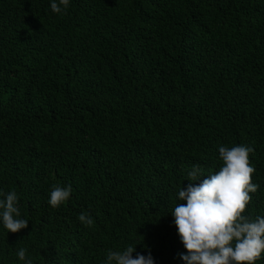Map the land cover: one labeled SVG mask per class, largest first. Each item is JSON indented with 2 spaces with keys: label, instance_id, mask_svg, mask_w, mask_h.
Returning a JSON list of instances; mask_svg holds the SVG:
<instances>
[{
  "label": "trees",
  "instance_id": "16d2710c",
  "mask_svg": "<svg viewBox=\"0 0 264 264\" xmlns=\"http://www.w3.org/2000/svg\"><path fill=\"white\" fill-rule=\"evenodd\" d=\"M236 144L255 149L259 187L242 213L254 220L264 0H70L62 14L50 0H0V188L29 220L0 226V264H24L21 247L34 264H104L129 243L155 264H184L176 194L193 165L207 176L219 146ZM57 185L72 192L52 207Z\"/></svg>",
  "mask_w": 264,
  "mask_h": 264
},
{
  "label": "clouds",
  "instance_id": "9594fccd",
  "mask_svg": "<svg viewBox=\"0 0 264 264\" xmlns=\"http://www.w3.org/2000/svg\"><path fill=\"white\" fill-rule=\"evenodd\" d=\"M69 4L70 0H50V9L62 14ZM218 151L223 162L219 170L204 176V170L193 165L186 176L190 183L176 194L178 202L170 210L172 223L186 249L179 255L184 264H255L264 258V216L253 220L242 214L252 198L250 193L259 187L252 182L255 167L249 160V153L255 149L236 144L220 145ZM197 180L199 183H191ZM71 192V185H57L51 189L48 203L59 207ZM19 199L15 190L5 192L0 188V226L6 233L28 226L29 220L21 215ZM79 220L89 226L94 223L87 213H81ZM135 245L129 243L122 249H109L104 264H155L150 251L136 252ZM17 255L24 264H34L26 248L21 247Z\"/></svg>",
  "mask_w": 264,
  "mask_h": 264
}]
</instances>
